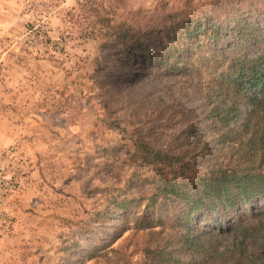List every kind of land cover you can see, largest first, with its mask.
<instances>
[{
  "label": "rangeland",
  "instance_id": "rangeland-1",
  "mask_svg": "<svg viewBox=\"0 0 264 264\" xmlns=\"http://www.w3.org/2000/svg\"><path fill=\"white\" fill-rule=\"evenodd\" d=\"M249 2L0 0V264H155L146 248L178 241L173 212L163 215L165 224L154 221L140 231L133 222L119 230L122 213L113 222L99 216L132 180L141 183L130 194L152 188L144 178L153 170L141 167L125 145L140 137L208 168L228 163L244 139L224 144L223 132L210 130L207 79L153 74L136 85L112 80L120 48L115 32L159 28L193 10L225 17L234 8L246 11ZM195 122L201 131L183 133ZM252 154L264 159L263 146ZM254 208L262 210L264 200ZM215 233L209 256L185 246L178 257L253 262L232 252L243 240L240 230ZM82 243L102 247L89 256L79 249ZM247 248L253 252L255 245Z\"/></svg>",
  "mask_w": 264,
  "mask_h": 264
},
{
  "label": "trees",
  "instance_id": "trees-1",
  "mask_svg": "<svg viewBox=\"0 0 264 264\" xmlns=\"http://www.w3.org/2000/svg\"><path fill=\"white\" fill-rule=\"evenodd\" d=\"M246 9L234 8L225 17L193 10L159 28L115 32L120 48L116 53L118 72L110 75L112 80L136 85L153 74L191 75L199 82L207 79L210 130L222 131L224 144L244 139L243 147H235L228 163L208 168L191 163L183 152L156 148L140 137L125 145L141 167L153 170L144 178L152 188L130 194L133 185L141 183V178L132 180L129 190L112 196L111 205L99 216L113 222L122 213L119 230L133 222L132 228L140 231L154 221L165 224L163 215L173 212L174 225L181 230L178 241L168 240L154 250L146 248L147 253H154L155 264H201L178 257L180 248L187 246L189 253L207 257L216 230L222 234L236 229L243 240L233 245L232 252L251 256V264H264V208H254L256 200H264V159L258 162L251 157L252 149L264 148V5L250 0ZM137 67L142 72L135 71ZM95 70L100 78V65ZM201 129L195 122L183 133L195 135ZM250 244L255 248L249 253ZM83 245L78 244L79 249L87 248L84 253L89 256L102 247ZM100 245L107 246L105 242ZM220 255L224 258L223 253L216 257Z\"/></svg>",
  "mask_w": 264,
  "mask_h": 264
}]
</instances>
